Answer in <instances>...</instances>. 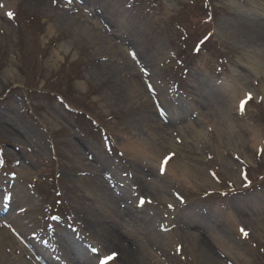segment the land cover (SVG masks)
Masks as SVG:
<instances>
[{
	"label": "rangeland",
	"instance_id": "374dc122",
	"mask_svg": "<svg viewBox=\"0 0 264 264\" xmlns=\"http://www.w3.org/2000/svg\"><path fill=\"white\" fill-rule=\"evenodd\" d=\"M261 26L264 0H0V264L120 254L107 196L139 264H264Z\"/></svg>",
	"mask_w": 264,
	"mask_h": 264
},
{
	"label": "bare ground",
	"instance_id": "6f19581e",
	"mask_svg": "<svg viewBox=\"0 0 264 264\" xmlns=\"http://www.w3.org/2000/svg\"><path fill=\"white\" fill-rule=\"evenodd\" d=\"M259 31H260V40H263L264 41V26H261L259 28ZM136 69V68H135ZM134 69V70H135ZM133 79V82L137 85V83H141L140 81V77H138L137 75H134L132 77ZM244 97V96H243ZM242 99V98H241ZM146 104H148L150 107L153 108V110L155 109L154 108V104L153 102L150 104V101L149 99H147V102ZM165 115L163 116V119L161 117V115H157V122L159 124V126L157 125L155 128H153V130L156 131V134L158 136L162 135L165 131H167V127H166V124L168 123L167 119L164 118ZM166 127V128H165ZM6 132H8L10 135H13V136H16L15 134L11 133L10 131L6 130ZM143 150H139V154L146 157V156H150L152 161L155 162V155L153 152H150V149H145V148H142ZM147 152V153H146ZM175 164V162H171L169 163L168 165V171L173 167V165ZM161 166V160H159L158 162V166H157V172H159V168ZM163 166V165H162ZM168 174V172H167ZM166 174V175H167ZM141 189L144 190L145 187L144 185H141ZM111 196H107V198H103L105 201V208L107 209L108 213H110L112 215V219L110 221V223H107V226L108 228L110 229H113L114 227L116 228V231H112L111 232H107L104 235L105 239H106V245L109 247V246H120L122 247V250L119 252L120 254H117L115 252H110L108 255L112 254L113 253V257H116L117 259V262H121L124 263V264H139V260H138V255H136L134 252H132V250L128 247H126L124 245V240L122 238V236L119 234V231H118V220L119 221H122L124 217L128 218V220H133L134 221V213L132 211H128L127 213H124V212H121V208L118 207L117 205V199L115 200L114 198L111 199L110 198ZM115 200V201H114ZM116 203V204H115ZM138 203V200L136 202V204ZM117 207H118V210H117ZM137 207V206H136ZM137 209V208H136ZM1 214V213H0ZM3 215V214H2ZM123 216V217H122ZM88 223H85V227L87 226V228H91L92 227V223L91 221H87ZM100 225V223H99ZM4 241V240H12V236L8 235V234H5V232H1L0 231V241ZM71 243H74L71 241ZM66 244V243H65ZM34 248V247H33ZM35 249V248H34ZM67 251H68V248H66ZM103 248L99 249L100 252H103ZM36 251V250H35ZM37 252V251H36ZM69 252V251H68ZM70 253V252H69ZM71 253L76 256L78 255L76 252H73L71 251ZM70 253V254H71ZM38 254V253H37ZM107 255V256H108ZM208 255V259H211V255L209 253H207ZM102 256V255H101ZM80 257V256H79ZM74 258L73 260L76 261L78 264H80V262H82V264H93L91 261L87 260L84 261L82 260L81 258ZM94 258V257H93ZM96 258V257H95ZM43 259V258H42ZM99 259L100 258H97V262H99ZM45 261V259H43ZM212 261H213V258H212ZM142 263V260L140 261ZM48 264V263H47Z\"/></svg>",
	"mask_w": 264,
	"mask_h": 264
},
{
	"label": "snow or ice",
	"instance_id": "6c2138e0",
	"mask_svg": "<svg viewBox=\"0 0 264 264\" xmlns=\"http://www.w3.org/2000/svg\"><path fill=\"white\" fill-rule=\"evenodd\" d=\"M243 103V102H242ZM167 161H165V163H166Z\"/></svg>",
	"mask_w": 264,
	"mask_h": 264
}]
</instances>
